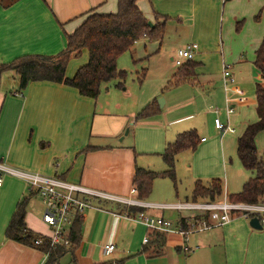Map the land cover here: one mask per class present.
Returning <instances> with one entry per match:
<instances>
[{
  "label": "crops",
  "instance_id": "obj_1",
  "mask_svg": "<svg viewBox=\"0 0 264 264\" xmlns=\"http://www.w3.org/2000/svg\"><path fill=\"white\" fill-rule=\"evenodd\" d=\"M137 5L152 23L166 21V31L168 24L175 23L190 37L187 44H198L193 59L195 74L187 81L205 93L178 95V102L166 99L160 109L170 118L163 126L156 121L147 124L150 118L138 120L137 114L126 112L117 95L101 99V92L92 99L76 88L48 81L32 82L20 90L14 72L12 81L3 85L0 74V163L153 204L189 201L197 181L209 185L214 179L221 180V199L242 192L256 176L243 167L237 149L247 126L259 120L256 86L261 74L254 62L264 38V0H138ZM117 10L118 0H19L7 9L0 6V65L26 55H57L67 47V36L91 12L112 14ZM242 20L244 25L237 28ZM153 43L160 47L163 40L148 44ZM144 49L149 57L147 44ZM176 58L177 53L171 60L175 63ZM88 61L85 49L70 60L66 77L73 78ZM225 64L235 79L228 91L222 78ZM228 107L234 109L229 116ZM216 118L235 132L218 130ZM190 130L197 132L200 143L195 151L177 156V187L167 186L163 194L155 192L146 200L139 199L134 184L136 168L151 170L145 168L150 158H162L167 145ZM134 131L135 140L131 141L129 134ZM255 143L258 156L264 158V131ZM2 177L0 264H44L46 254L38 246L6 237L17 205L26 200V228L49 239L52 228L43 222L44 207L36 203L39 196L20 178L4 173ZM93 204L99 209H86L80 216L81 243L68 252L67 264H264V225L253 228L251 220L238 217L224 226L189 234L185 240L177 232L149 230L114 213L134 217L143 211L171 219L174 226L181 217H189L188 213L176 216L167 209L119 206L105 200H94ZM110 243L116 250L106 256L104 247ZM185 247L190 250L185 251Z\"/></svg>",
  "mask_w": 264,
  "mask_h": 264
},
{
  "label": "trees",
  "instance_id": "obj_2",
  "mask_svg": "<svg viewBox=\"0 0 264 264\" xmlns=\"http://www.w3.org/2000/svg\"><path fill=\"white\" fill-rule=\"evenodd\" d=\"M19 0H0L2 8H10ZM138 0H118V10L112 14L91 12L84 22L67 36V47L57 55H26L9 64L0 65V74L14 72L19 79V89L24 90L32 82L48 81L62 83L76 88L88 98L97 99L104 84L119 80L122 86L127 77L126 71L118 68V59L130 52L135 43L143 38L149 41H162L166 31L164 23L153 22L149 26L147 19L137 5ZM89 53V61L79 68L73 78L66 77V68L73 58L79 57L83 50ZM255 67L261 74V81L256 86L259 120L247 126L238 139V158L244 168L254 171L256 176L247 182L242 192L229 195L231 202L259 203L264 202V158L258 156L255 143L257 135L264 131V38L256 52ZM196 63L188 60L180 66L173 76L170 87H178L194 76ZM145 77V72L142 74ZM158 102L147 105L139 112L137 119H148L160 113ZM200 138L195 130L178 134L173 143L167 145L162 159L167 170L162 172L136 168L134 184L138 198L146 200L150 197L154 181L158 178H169L177 187L176 158L179 154L195 151ZM223 193L222 182L214 179L209 185L197 181L192 192V200L217 201ZM26 200L21 201L6 230V237L29 246H36L35 241L41 236L35 235L26 228ZM133 211V210H131ZM143 212V211H141ZM82 218L76 215L70 228L69 249L65 246L51 247L50 240L42 238L39 249L48 253L44 264H58L68 252L73 251L81 243ZM179 224L189 228L187 219L181 217Z\"/></svg>",
  "mask_w": 264,
  "mask_h": 264
},
{
  "label": "built area",
  "instance_id": "obj_3",
  "mask_svg": "<svg viewBox=\"0 0 264 264\" xmlns=\"http://www.w3.org/2000/svg\"><path fill=\"white\" fill-rule=\"evenodd\" d=\"M199 50L197 43H189L184 48L177 51L175 64L182 66L185 61L193 60ZM223 84L226 91L230 85L234 84L235 79L232 75V70L229 65L223 66L222 71ZM241 94V92H240ZM19 96H24L19 93ZM218 113L217 110H215ZM234 109L227 108V115L233 114ZM215 127L221 132H235L230 126H226L219 118L215 119ZM205 139H203L204 141ZM18 177L23 180L30 192L36 193L43 205V222L52 228V234L49 237L50 246H65L69 249V234L70 227L76 215L82 216L86 209H99L93 204L94 200L112 201L123 205H135L146 208H160L173 210L180 214L188 213L189 217L185 218L189 222V228L184 229L180 224L174 226L173 223L163 217H156L147 213L141 212L136 216L131 217L127 214L114 215L129 218L135 222L144 225L149 230L159 232H177L181 234L185 240L192 233L209 230L215 227L224 226L232 222L235 218H243L250 221L253 218H258L260 224L264 225V202L259 203H244L231 202L229 198H223L217 201H184L174 204H153L135 200H129L123 197L115 196L109 193L89 189L81 185L72 184L68 181L56 178L54 176H45L39 173L28 172L13 167H9L0 163V186L3 183L2 174ZM42 237L34 243L36 246L43 244ZM144 242H148L145 238ZM116 250V245L110 243L105 245L104 254L110 256ZM185 251L190 250L188 247ZM46 259L48 253L46 252Z\"/></svg>",
  "mask_w": 264,
  "mask_h": 264
},
{
  "label": "rangeland",
  "instance_id": "obj_4",
  "mask_svg": "<svg viewBox=\"0 0 264 264\" xmlns=\"http://www.w3.org/2000/svg\"><path fill=\"white\" fill-rule=\"evenodd\" d=\"M242 25H244L243 20L240 24L237 23L235 26H237V28H242ZM182 28L183 27L178 28L175 23L168 24L167 31H165L163 38V43L160 47L156 43L149 45V40L143 38L136 43L130 52L124 53L118 59V68L126 71L127 77L122 86H118L119 80H112L111 82L105 84L103 86L101 99L106 98V95H111L110 97H115L117 95L122 109H125L126 112L129 111L131 114L138 115L143 108L155 100H157L158 103L160 99H163L165 102L166 99H169V103L172 101L178 102L180 100L178 95H202V93H205V90L188 81L180 85V90L176 89L178 87H170L171 82L173 81V76L178 70V66L171 60V58L176 57V53L179 48H182L185 44L191 42L187 32L185 33ZM144 44L148 45L149 57H146ZM144 72L145 77L142 78V74ZM11 73L12 72L2 74V85L6 81H12L15 75L13 76ZM124 95H130V98H127ZM205 112L206 109L205 111L203 109V113ZM169 118L170 117L166 115V112L161 113L160 111L158 115L153 116L150 120H147V122L149 121L147 124H150L152 121H156L160 122L164 126L165 120ZM173 118L175 117L172 116V119ZM141 122L144 121H139L138 123ZM166 128H168V125ZM127 130L128 129H126L125 134H127ZM133 135H135V131L134 134H129L128 139L132 141L134 139ZM144 136L145 135H142V138H144ZM175 138L173 140H175ZM150 159V163H148L145 168L158 172L166 169V164L162 158L153 156ZM167 186H169L170 189L175 187L171 179L158 178L155 185H153V192L150 197L155 192H160L161 194L165 193ZM39 198L36 199L37 205L44 207L41 199ZM187 200L193 201L192 198ZM118 205L122 206L120 204ZM166 212L176 214V216L177 214L179 215L178 212L172 210ZM169 220L172 222L171 219ZM70 255V253L66 254L60 264H67L70 260Z\"/></svg>",
  "mask_w": 264,
  "mask_h": 264
},
{
  "label": "water",
  "instance_id": "obj_5",
  "mask_svg": "<svg viewBox=\"0 0 264 264\" xmlns=\"http://www.w3.org/2000/svg\"><path fill=\"white\" fill-rule=\"evenodd\" d=\"M149 26L153 28L154 24H153L151 21H149ZM163 102H164V100H163V99H160V101H159V105H160V107H162ZM128 132H129V129L127 130V134H128ZM250 225H251L253 228H256V229H261V228H262V225L260 224V221H259L258 218H253V219H251V221H250Z\"/></svg>",
  "mask_w": 264,
  "mask_h": 264
}]
</instances>
